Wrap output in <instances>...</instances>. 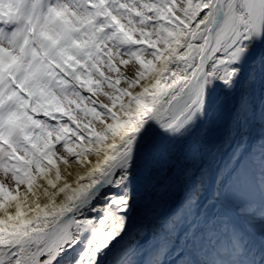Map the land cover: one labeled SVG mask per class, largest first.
Segmentation results:
<instances>
[{
  "label": "snow or ice",
  "instance_id": "snow-or-ice-1",
  "mask_svg": "<svg viewBox=\"0 0 264 264\" xmlns=\"http://www.w3.org/2000/svg\"><path fill=\"white\" fill-rule=\"evenodd\" d=\"M264 0H0V264H264Z\"/></svg>",
  "mask_w": 264,
  "mask_h": 264
},
{
  "label": "rangeland",
  "instance_id": "rangeland-1",
  "mask_svg": "<svg viewBox=\"0 0 264 264\" xmlns=\"http://www.w3.org/2000/svg\"><path fill=\"white\" fill-rule=\"evenodd\" d=\"M244 184H246L248 188L252 187L255 191H258V193L264 198V175H262L261 169H260L258 163L252 167L250 174H249V176H248V178ZM252 188H251V190H249V189L247 190L248 192H250V194H249L247 192L246 193L241 192L239 189V186H237L236 190L240 196V200H238L236 202H232V201L227 202L234 209L235 213H237V208L242 203H250L253 206H255L256 208H260L262 206L258 202V200L253 197ZM224 211H225V209H224ZM225 213L227 214L226 211H225ZM228 215H230V214H228Z\"/></svg>",
  "mask_w": 264,
  "mask_h": 264
},
{
  "label": "bare ground",
  "instance_id": "bare-ground-1",
  "mask_svg": "<svg viewBox=\"0 0 264 264\" xmlns=\"http://www.w3.org/2000/svg\"><path fill=\"white\" fill-rule=\"evenodd\" d=\"M251 185V184H250ZM252 187L248 188L246 184H243V185H240L239 186V189L241 192H244V193H249L247 190H251ZM252 191H253V197L261 202H264V198L258 193V191H255L253 188H252Z\"/></svg>",
  "mask_w": 264,
  "mask_h": 264
},
{
  "label": "water",
  "instance_id": "water-1",
  "mask_svg": "<svg viewBox=\"0 0 264 264\" xmlns=\"http://www.w3.org/2000/svg\"><path fill=\"white\" fill-rule=\"evenodd\" d=\"M226 207V206H225Z\"/></svg>",
  "mask_w": 264,
  "mask_h": 264
}]
</instances>
